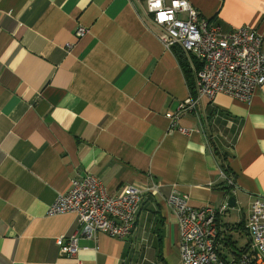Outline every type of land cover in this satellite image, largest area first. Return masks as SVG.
I'll use <instances>...</instances> for the list:
<instances>
[{"label":"crops","instance_id":"1","mask_svg":"<svg viewBox=\"0 0 264 264\" xmlns=\"http://www.w3.org/2000/svg\"><path fill=\"white\" fill-rule=\"evenodd\" d=\"M187 1L224 33L264 37V0ZM146 4L0 0V264H182L168 199L225 205L223 159L238 204L218 219L217 251L231 262L249 246L251 204L264 196V85L249 103L201 99L172 131L166 115L196 95ZM87 174L111 196L144 190L136 228L124 240L80 235L77 255H62L56 240L79 233L78 217L47 211Z\"/></svg>","mask_w":264,"mask_h":264},{"label":"built area","instance_id":"2","mask_svg":"<svg viewBox=\"0 0 264 264\" xmlns=\"http://www.w3.org/2000/svg\"><path fill=\"white\" fill-rule=\"evenodd\" d=\"M147 13L159 32L158 39L167 51L179 49L195 70V97H189L176 113H169L170 129H178L184 116H197L201 99L213 101L223 94L249 103L264 85V37L248 28L224 33L221 26L202 18L187 0H147ZM185 15V17H183ZM79 28L77 38L86 34ZM184 131V130H183ZM220 178L226 183L231 196L237 193L233 176L220 169ZM153 194L157 186L149 189ZM144 201V190L128 186L111 196L103 182L94 175L72 180L67 193L57 197L49 207V216L75 214L79 233L68 239L60 237L56 244L62 255L75 257L80 235L95 239L105 234L113 239L130 237L135 228ZM180 232V257L182 264H264V196L253 198L245 229L250 236L249 246L238 252L231 262H226L217 251L218 219L229 209L226 203L220 208L205 206L194 208L189 197L172 193L168 199Z\"/></svg>","mask_w":264,"mask_h":264},{"label":"trees","instance_id":"3","mask_svg":"<svg viewBox=\"0 0 264 264\" xmlns=\"http://www.w3.org/2000/svg\"><path fill=\"white\" fill-rule=\"evenodd\" d=\"M179 56H180V59H181V62H182V67H183L184 73H185L186 78L188 80V83L190 85V89H191V91L194 92L195 78H196L195 77V70L196 69L199 70V65L196 62L194 64H191L190 61L188 60V58L184 57L181 54ZM221 169H223L227 174L229 173L228 172V170H229L228 166L225 163L224 159H223L222 164H221Z\"/></svg>","mask_w":264,"mask_h":264},{"label":"water","instance_id":"4","mask_svg":"<svg viewBox=\"0 0 264 264\" xmlns=\"http://www.w3.org/2000/svg\"><path fill=\"white\" fill-rule=\"evenodd\" d=\"M228 207L230 209H235L237 207L238 204V200L236 198V196H230L228 201H227Z\"/></svg>","mask_w":264,"mask_h":264},{"label":"rangeland","instance_id":"5","mask_svg":"<svg viewBox=\"0 0 264 264\" xmlns=\"http://www.w3.org/2000/svg\"><path fill=\"white\" fill-rule=\"evenodd\" d=\"M243 206H244V205H243ZM236 210H237V208L234 209V210L229 208V213H232V211H236ZM223 215H224V214H223ZM245 238H246V236H245Z\"/></svg>","mask_w":264,"mask_h":264}]
</instances>
